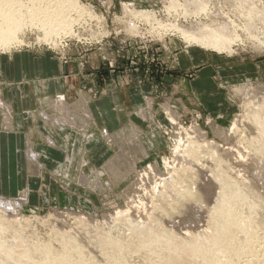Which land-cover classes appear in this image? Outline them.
<instances>
[{
  "label": "rangeland",
  "instance_id": "1",
  "mask_svg": "<svg viewBox=\"0 0 264 264\" xmlns=\"http://www.w3.org/2000/svg\"><path fill=\"white\" fill-rule=\"evenodd\" d=\"M171 1L179 7L167 9ZM251 1L264 8V0ZM77 2L87 12L75 15L80 25L71 26L73 37L65 35L55 47L43 41L36 44L38 34L32 31L25 38L30 48H14L9 54L0 50L1 60L16 53L48 55L64 69L81 70L75 95L36 97L33 108L24 113L29 121L24 125L16 123L9 103L0 102V198L20 199L28 192L21 216H36L39 221L31 223L26 234L40 242L48 240L41 219L59 213L96 218L104 230L109 226L103 225L102 216L116 211L128 210L133 221L142 223L157 190L155 184L169 180L171 168L184 163L180 160L198 134L218 146L221 154L227 153V175L233 174L231 178L239 185L227 187L230 198L249 192L264 198V160L251 147L258 138L257 127L242 106L250 98L246 94L264 95V24L253 19L248 28L249 18L243 15L247 10L242 12L238 0H207L204 12L187 17L182 13L183 0ZM213 15L216 21L230 24L241 40L231 55L185 43L181 33L174 31L193 21L210 22ZM191 56L199 58L198 65H190ZM92 57L98 67L92 65ZM201 73H206L202 80ZM120 89L123 125L105 130L97 124L89 105ZM49 101L66 103V107L56 111L45 103ZM40 110L66 121H45L38 115ZM253 112L257 107L250 114ZM2 115L10 119L8 125L2 123ZM244 116L250 120L241 118ZM261 118L264 121V116ZM235 121L237 127L233 128ZM47 137L52 146L45 143ZM28 146L36 161L29 159ZM199 173V184L208 187L204 190L207 201L220 191L206 168ZM96 179L100 191L94 189ZM252 212L262 227L264 205L248 212L240 209L239 215ZM191 223L193 220L182 221L180 228L186 226L177 228L182 232L179 235L189 239L206 227L204 218ZM33 225L41 233L35 234Z\"/></svg>",
  "mask_w": 264,
  "mask_h": 264
},
{
  "label": "bare ground",
  "instance_id": "2",
  "mask_svg": "<svg viewBox=\"0 0 264 264\" xmlns=\"http://www.w3.org/2000/svg\"><path fill=\"white\" fill-rule=\"evenodd\" d=\"M206 1L183 0V16L200 15L208 5ZM238 3L242 12L243 8L247 10L243 15L249 18L248 28L253 19L264 24V8L251 0H238ZM177 6L178 3L171 1L167 9ZM85 12L87 10L77 0H0V50L8 54L14 48H30L25 38L32 31L38 34L36 44L43 41L58 45L65 35H73L71 26L80 25V20L74 17ZM213 16L210 22L193 21L175 27L174 31L181 33L185 43L212 53L231 55L233 46L241 40L234 35L230 24L218 22L217 16ZM246 96L250 98L245 99L242 106L246 116L255 122L258 133L251 147L264 160V121L261 118L264 116V95ZM254 107L257 112L250 114ZM241 118L250 120L245 116ZM236 127L235 121L233 128ZM190 143L185 152L187 157L183 154L184 159L180 160L184 163L171 168L169 180L162 179L160 184H155L157 190L154 189L151 207L140 224L133 221L128 210L103 215L102 222L108 224V230H104L96 218L87 220L74 213H59L41 219L48 240L40 242L26 234L38 218L21 216L28 192L22 193L20 199L0 198V264H264V223L260 227L261 221L255 212L239 215L240 209L248 212L263 207L264 198L254 192L230 198L227 187L239 185L231 178L233 174L227 175L229 170L224 162L227 153L221 154L219 147L201 134ZM202 168L215 178L220 191L207 201L204 190L208 187L199 184V169ZM201 218L206 223L204 231L196 232L189 239L179 235L180 229L186 226L180 228L182 221L193 220L191 224H194Z\"/></svg>",
  "mask_w": 264,
  "mask_h": 264
},
{
  "label": "crops",
  "instance_id": "3",
  "mask_svg": "<svg viewBox=\"0 0 264 264\" xmlns=\"http://www.w3.org/2000/svg\"><path fill=\"white\" fill-rule=\"evenodd\" d=\"M9 56L11 57L7 58L8 60L0 59V102L5 101L11 105L14 119L18 125L22 123L24 125L29 122L28 119H25L24 113L33 108L36 97L57 94L63 96L68 94L67 96L71 97L76 94V86L79 87L78 84H80L78 77L81 70L79 68L78 71L75 67L73 69H64L48 55L34 57L29 53H16ZM199 58H202V54L199 55ZM191 59L192 63L187 62L186 66L199 64L197 59H193L192 56ZM95 60V57H92V65L98 67V62ZM205 74H200L202 76L200 77L201 80ZM121 93V89L117 90L101 97L97 101L91 102L89 105L92 109L93 117H95L97 124L101 128L109 130L117 127L119 129L123 125L125 116L122 110ZM45 103H49L51 108L60 112L66 107V103L56 104L57 102L54 103L52 101ZM38 115L43 120H53L54 123H65L66 121V119L56 118L55 116L49 117L42 110L38 111ZM2 117V123L8 125L10 119L6 115H2ZM73 122L74 119L71 118L69 124L72 125ZM45 143L49 146L53 145L52 140L48 137L45 139ZM27 152L30 154L29 159L36 161V155L32 152L30 146H28ZM91 186H93L92 183L90 184ZM100 187L99 181L96 179L94 189L100 191Z\"/></svg>",
  "mask_w": 264,
  "mask_h": 264
}]
</instances>
